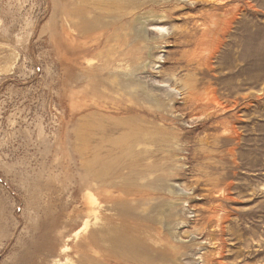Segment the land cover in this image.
Returning a JSON list of instances; mask_svg holds the SVG:
<instances>
[{"label": "rangeland", "instance_id": "374dc122", "mask_svg": "<svg viewBox=\"0 0 264 264\" xmlns=\"http://www.w3.org/2000/svg\"><path fill=\"white\" fill-rule=\"evenodd\" d=\"M0 264H264V0H0Z\"/></svg>", "mask_w": 264, "mask_h": 264}, {"label": "bare ground", "instance_id": "6f19581e", "mask_svg": "<svg viewBox=\"0 0 264 264\" xmlns=\"http://www.w3.org/2000/svg\"><path fill=\"white\" fill-rule=\"evenodd\" d=\"M85 226H87V224Z\"/></svg>", "mask_w": 264, "mask_h": 264}]
</instances>
